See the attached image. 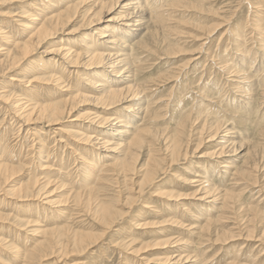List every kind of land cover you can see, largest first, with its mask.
<instances>
[{
	"label": "rangeland",
	"instance_id": "obj_1",
	"mask_svg": "<svg viewBox=\"0 0 264 264\" xmlns=\"http://www.w3.org/2000/svg\"><path fill=\"white\" fill-rule=\"evenodd\" d=\"M38 1L40 0H35V2ZM47 1L44 2L45 5L39 3L44 13L49 12V3L54 4L55 7L53 6V8H65L69 3H77L79 8L85 9L92 5L95 0ZM142 1L146 8L156 1L159 5H169V8L164 9V13L171 15L167 18L168 22L165 23L169 29L165 33H160L158 38L161 43L157 44V47H154L150 40L145 41L148 44L147 47L138 46L139 61L141 62L135 64L137 67L134 69H138L133 73L135 79L122 84L114 73L103 71L105 74L96 75L91 73L95 70L87 69V67H70L63 61L54 62L51 59L52 54L49 52L51 49L53 51V49L59 48L61 37L65 40V45L75 49L85 37H93L98 40L93 33L96 30H102L101 27L108 23H101L94 27L87 26L86 29L82 30L83 35L80 40L78 35L65 36L62 34L59 36V40L54 39V43L46 44L42 50L40 48L34 52L25 63L23 62L24 64L16 67L17 69L0 74V95H7L6 98L0 96V156L5 154L2 157L4 159L10 156L16 157L14 166L20 170L14 179L19 184H26L30 180V176L35 175V169L38 168L42 159L44 160L50 154V158H46V160L50 162V165L53 163L49 171L53 177H50L52 178V186L50 185L47 190L51 192L55 190L52 198L62 203L61 205L52 204L53 206L50 207L44 203V200L41 201L40 199L13 200L10 197L11 194L5 191L9 188L11 190L13 188L11 186L14 184L3 185L0 190V213L4 214L2 216H7V219H4L5 221L0 220V264H18V261H21L19 264H22L27 260L25 256L28 252L34 250L36 243L39 245L45 238L51 241L62 234H69L73 229H64L68 220L73 225L74 230L88 232L95 237L101 236L83 257H72L68 260L71 263L77 259H83L85 264H184L183 261L182 263H174L179 257L184 256V258L189 257L188 263L185 264H232L235 262L247 264V259L250 264L251 261L254 264L261 261V264H264V252L261 251L260 243L249 241L245 244V240L241 236L240 239L229 244L215 243L214 245V240H211L209 234L203 229L207 223H210V229L218 228L229 231L230 228H236V225L241 226V229H246L251 217H253L249 211L250 208L259 212L255 220L256 223L260 226L264 225V20H261L264 19V0H184L178 7L170 6L173 3L172 0L166 1L167 3L163 0ZM130 2L129 8L120 9L114 13L115 16L119 17L134 12L132 8L137 7L134 5L136 1L130 0ZM26 11L35 14L37 18L42 16V11L34 12L31 6L22 3V1L0 0V23L2 21L10 22L5 27L6 31L11 32L14 39L27 34L22 32L24 27L18 23L19 21L27 25H31L33 22L27 17L29 14H23ZM146 13L138 14L135 19L144 18V21L148 22L149 16L140 17ZM80 22L81 17L76 19L67 32L71 29H78ZM135 28L138 27H132L128 31L119 25L115 35L122 41L127 40L126 34L130 30L131 33L134 32ZM212 28H216V30L209 37L208 29ZM234 38L241 45L239 50L236 49V42L232 43ZM137 39L139 40V38ZM233 44L234 47H232ZM1 54L4 52L0 53V59L6 60V56ZM243 54L249 61V68L246 72L250 74L248 82L252 81L255 84L252 87L253 91H248L253 93L252 96L250 95L251 97H247L248 92L244 91L247 88L245 83L235 84V81L246 82L243 81L244 79L233 77L225 72L226 70L224 71L226 65L238 69V60ZM200 56L203 57L200 58ZM192 57H199V63L193 68L194 70H191V67L185 70L188 60ZM26 69L27 71H25ZM85 74L88 78L87 81L83 78L86 77ZM57 77L61 78L60 82L66 81V84L59 86L53 81ZM11 78H15L19 82L11 83ZM101 78H104L105 82L112 86L124 87L135 84L138 88L134 92H141L143 96L139 94L140 97L137 95V98L128 102V109L113 107L108 103L109 101H98L97 99L102 97V93L95 92L90 88ZM24 81L31 82L24 84ZM7 84H12V87H8ZM31 84L35 88L29 96L34 99L33 102L39 101L42 104H66L69 102L68 98L74 95V90L80 87L84 88L82 93L87 94V96L85 99L76 102L78 105L74 113L70 118L64 119L61 125L47 126L48 121L46 120L47 122L32 126L27 125V127H36L37 129L29 133L27 129H24L27 128L25 126L19 130L22 123L19 124V120L13 115L17 116L21 113H23L22 116L27 115L26 110L28 112L30 109V102L24 105L26 104L24 99L28 98L24 94V89L29 88L26 85ZM242 87L245 88L242 89ZM2 89L9 94L3 93ZM16 106H23L20 108L23 110H17L18 107ZM117 110H120L124 116L123 121L130 126L124 128L126 131H131L132 134L139 132L141 136L145 137L144 149L141 151L140 159L136 165L139 169L145 164L148 151L159 147L153 142L152 134L160 137L173 133L180 118L182 116L184 118L185 114L190 113L193 121H197V125L192 127V122H189L188 127L190 128L187 129L188 134L184 139L185 141L188 138L186 142L190 139L188 142L190 144V160L185 162L179 160L170 167V164L166 165V170L158 172L153 177L154 179L145 185L144 195L137 200L134 207H131L130 214H122L118 218V224L114 231L110 229L104 234L105 227L98 212L99 202L112 203L116 209L123 211V213L128 211V209L125 210L126 206L123 208L120 206L123 204V200L117 199L116 195L119 194L118 192L123 186L122 194L124 197L128 196L131 193L128 187L134 180H128L126 185L121 182V185L118 184V186L117 181L108 183L103 180L102 182L98 181V176L103 174L101 171L105 168V163L112 164L117 160L124 159L125 152L123 150L125 147L117 148L112 153L94 149L91 143L84 144L83 134L85 135L89 131L82 127L93 118L101 121L103 118L113 117L114 111ZM140 118H142V123L138 122ZM215 118L218 121L226 122L227 128H234V133L238 134L236 135L238 137H235L237 139L233 138L229 143L225 142V139H222V134H226L224 132L220 133L216 140L209 141L211 138L209 134L207 135V131L201 134L205 120L213 121ZM52 127L61 128L62 131L60 132L63 138L48 130ZM72 128L79 131L77 137L67 134L68 130ZM115 129H122V127ZM40 131L45 134L40 133ZM34 133H37L40 138L36 140V144L31 143L33 139H36L32 135ZM113 134L116 136V133ZM202 135L205 136V142L198 147L201 141L199 138ZM231 137H228V140ZM60 138L63 140L62 142L58 141ZM131 138V135L125 134L123 140L115 139V141L126 144ZM147 142L154 143V145L150 146V143ZM31 144H34V147ZM222 144L223 146L231 145H229L228 152L224 157L214 161L212 153L219 149ZM31 146L32 150L36 147L43 148V155L33 158L29 156L28 158L26 155L28 151L31 152ZM250 151H257L258 153H251ZM79 154L83 156V159ZM109 154L112 155L110 159L103 158ZM157 154L162 157V152H157ZM204 155L205 157H201ZM260 155L261 157H259ZM28 159H31V164L28 163ZM219 160L225 162L229 167L219 168L217 165ZM247 162H249L250 168H252L253 162H258L257 164L261 167H258V174L255 173L257 177L259 176L260 182L257 186L253 184L252 177L243 178L239 172H236L238 169L242 171L240 169L246 166ZM196 172L205 173L209 178L211 177L212 182L219 187L220 196L235 195L236 199L230 201L234 203V206L231 207L232 204H230V208H222V196L218 199L215 198V201L213 198L205 201L198 199L200 196L197 195L196 191L200 184L192 181ZM139 175L140 173L134 176L137 182L143 179ZM42 178L43 176H41ZM87 179H91L88 184L90 187L95 186L96 191L90 197L88 196L90 198L88 203L85 202L87 200L82 202L84 198H88L85 197L88 194L83 192L84 196L82 199L80 198L82 201L79 199L80 202L77 205L78 198L75 195L83 191V188L78 184L88 181ZM146 205H149L150 208L148 209ZM184 207L187 209L184 210ZM16 221H23L26 226H21ZM28 222L30 223L27 224ZM261 222L262 224H260ZM256 228L255 234H258L261 229L258 225ZM34 229H38L39 233H29ZM17 233L20 235L17 236ZM231 233L238 234V230H232ZM32 238L34 244L30 242ZM136 250H140L139 253H135ZM140 253L142 256H139V259L137 257ZM257 253L260 257L254 259L252 256ZM237 254L239 255L235 257ZM59 259L62 258L49 256L45 259L43 254V256H37L32 261L37 262L35 264L41 262L42 264L64 263ZM141 259H144L142 263ZM29 261L32 262L31 259Z\"/></svg>",
	"mask_w": 264,
	"mask_h": 264
},
{
	"label": "bare ground",
	"instance_id": "obj_2",
	"mask_svg": "<svg viewBox=\"0 0 264 264\" xmlns=\"http://www.w3.org/2000/svg\"><path fill=\"white\" fill-rule=\"evenodd\" d=\"M19 1H22V3H26L27 5L31 6L32 9L34 10V12L42 11V14H41L42 16H41V18H37V16L35 14L33 15V13H29L28 11L23 12V14H27V15L29 14L27 17L30 19V21H33V22H31L32 23L31 25H29V24L27 25L26 23H22L21 21L18 22L19 24H22V26L24 27L22 32L27 33L25 36H21L22 38L19 37V38L14 39L13 36L11 35V32L6 31L5 25L7 26V24H10V22L2 21L3 24L0 23V53L4 52V54H1V55L6 56L5 57L6 60L0 59V74L4 73L5 71H12L16 67L18 68L23 62L25 63V61H27V59L32 54H34V52H36L38 49L41 48V50H42L44 48V46H46V44L48 45L50 43H54L55 42L54 39L59 40V36L62 34H65V36L78 35L79 36L78 39L80 40L82 35H83L82 30L86 29L87 26L88 27H94L96 25H100L101 23H108V24L104 25L105 28L102 26L101 27L102 30H96L93 33L98 40H95V38H93V37H89V38L85 37L82 40L83 42L80 43V45L76 46L75 49H73L72 47H68L67 45H65L64 44L65 40L63 39V37H61V40H59L61 43L59 48L58 49L55 48V49H53V51L51 49L49 54H52L51 59L54 62L63 61L64 63L68 64L70 67L84 66V67H87V69L95 70V72H91V71H89V72L94 73L96 75L97 74L102 75V73H104L105 71H106V73H114L116 75V78H118L119 81L122 84H124L128 81L135 79V74H133V73H135V71L138 70V69H136V70L134 69V67L135 68L137 67V66H135V64L141 62V61H139L140 55L138 52V49H139L138 46L144 45L147 47L148 44L145 43V41L150 40L152 42V45L154 47H157V44L161 43V40H159V38H158L160 33L161 32L165 33V31H167V29H169L165 23L168 20L167 18L171 15L170 13H167V14L164 13L165 12L164 9L169 8V5L168 6H166L164 4L159 5L157 1L154 2L151 6H148L146 8V7H144V3L142 0H134V1H136V3L134 5H137L136 8H132V9H134V12H132L131 14H127V15L126 14L121 15L119 17H116L114 13L118 12L120 9L129 8V6L131 5L130 0H95L92 3V5H90L89 7L85 8V9L79 8V5L77 3H74V4L69 3L65 8H62V7L61 8H53L54 4L49 3L50 8L48 9V11H49L48 13H44L43 9L39 5V3L41 5H45L44 2L47 0H40L38 2H35V0H19ZM163 1H165V3H167L171 0H163ZM182 1H184V0H172L173 3L170 6L178 7L182 3ZM143 12H147V13L143 14L140 17L149 16L148 22H145L144 18L135 19L138 14L143 13ZM79 17H81V22H80L79 28L76 30L71 29L72 31L70 30L67 32V30L70 29L69 27L72 24H74L76 19H78ZM261 20H264V19H261ZM119 25L122 26L123 29H128V31L132 27H138V28H135L136 30H134V32H132V33H131V30L128 34L125 33L126 34L125 38L127 40L122 41L118 38V36L115 35L117 32V27ZM216 28L208 29L209 30V34H208L209 37L211 36V34L214 33ZM122 33H124L123 30H122ZM231 33H233V32H231ZM205 35H207V34L205 33ZM137 38H139V40ZM233 42H236V44H235V46L237 45L236 49L239 50L241 45H239L238 40L235 39L234 41H232V43ZM263 43H264V41H263ZM232 47H234V44ZM167 48L169 49V47H167ZM45 53H47V52L45 51ZM201 53H200V55H201ZM245 54H243L242 57L240 56V59L238 60V64H239L238 69L233 68L230 65H226L224 68V71L226 70L225 72L229 73V75L231 74L233 77L242 78L241 80L244 79L243 81H246V82H242V81L236 82L235 81V84L237 83L236 85H238V84L245 83L247 85L246 86L247 88L244 91L245 92H248V91L251 92V91H253L252 87H254L255 84H253L252 81L250 83L248 82L250 80V78H249L250 74H248L246 72H247V68H249V61L246 58V55H248V54H246V55ZM194 55H196V54H194ZM202 57L203 56H200V58H202ZM200 58L199 57H195V58L192 57V59L188 60L185 70L189 69L190 67L192 68L191 70H194L193 68L199 63ZM207 58H208V55H207ZM221 59H223V58H221ZM205 60H208V59H205ZM22 66H21V68H22ZM107 69L109 70V72ZM132 70H134V71L132 72ZM25 71H27V69ZM185 74H187V72H185ZM85 76L86 77H83V78L87 81V79H88L87 75L85 74ZM52 78H53V76H52ZM60 79L61 78L57 77L54 80L53 79L52 80L55 81L56 83H58L59 86L66 84L65 83L66 81L60 82ZM15 81L19 82L15 78H11V80H10L11 83H15ZM119 81H118V84H119ZM30 82L24 81L23 83L29 84ZM89 82H91V81H89ZM231 82H233V81L231 80ZM7 85H8V87H12V84H7ZM232 86H234V85H232ZM26 87H29V88L24 89V94L30 99L29 100H28V98L24 99L26 101V102L24 101L26 103L24 105H27V103L30 102V105L28 104L30 106V109L28 108L29 109L28 112L26 110V113H27L26 116L25 115L22 116L23 113H21L22 115L20 113H19L20 115H17V116L13 115V117H15L19 120V124L22 123L19 130H21L22 126H25V127H27V125L32 126V125L37 124V123H43L46 120L48 121V122L46 121L48 124L47 126L61 125V123L64 121V119L70 118L71 115L74 113L76 106L78 105V104H76V102H78V100L85 99L87 96V94L82 93L83 92L82 89H84V88L80 87L79 89L74 90V95H72L71 97L68 98L69 102L66 104H62V105L51 104V103L42 104L39 101L33 102L34 99L29 96V95H31L32 92H34L33 90L35 87L33 86V84L26 85ZM136 88H138V86L135 84L130 85V86H124V87L108 85L105 82V79L101 78V80L95 82V84H93L92 88H90V89H92L95 92L102 93L101 98L107 99V100H103L101 98H98L97 99L98 101H101V100L104 102L109 101L108 103L110 105H113V107L117 106V107H120V109H128V102L137 98L138 97L137 95L141 94V92H136V91L134 92V90ZM244 88L245 87H242V89H244ZM3 89H6V88H3ZM11 91L13 92V90H11ZM249 92H248L247 97H249L250 95L251 96L253 95V93L251 94ZM3 93L9 94V92H5L4 90H3ZM0 96H2V98H6L7 95L5 96V94H4V96L3 95H0ZM17 96H19V95H17ZM17 96H16V98H17ZM139 97H140V95H139ZM10 99H11V97H10ZM12 99H13V97H12ZM16 107L19 108V109L17 108V110H21V111L23 110V109H20V108H23V106H16ZM26 108H27V106H26ZM145 109H147V108H145ZM113 115H114L113 116L114 118L113 117L103 118L101 121H98V120H96V118H93L92 120H89L87 125L85 124L82 127V128H84L90 132V133L89 132L86 133L85 135L83 134V138L85 141L84 144L91 143V146L94 147V149H98L100 151H106L108 153H112V152L116 151L117 148H124L125 147V149L123 150V152H125L124 157H123L124 159L121 161L117 160L116 162H114L112 164L105 163V168H103V170L101 171V172H103V174L98 176L99 177L98 181L102 182V180H103V181H106L107 183L110 181H117L116 183L118 186V184L121 185V182L123 184H125L128 182V180H131V181L134 180L132 182V184L130 185V187L125 186V187H128L130 192H131L128 196H126V197L123 196V194H122V192L124 191V189H122V188H124L123 186L122 187L119 186V187H121V190L118 192L119 194L117 193L118 195H116L117 199L123 200V204L120 206L122 208L126 206L127 208H125V210L128 209V211L126 210L123 213V211L116 209L115 205H113L112 203L99 202L100 205L98 206V212L100 213V215H99L100 220L105 227L104 228V234L106 232L110 231V229L114 231V228L118 224V218L120 216H122V214H130L129 210L131 209V207L132 206L134 207L136 205L137 200L141 199V197L144 195L145 185L148 182H150L151 180H153L154 179L153 177L156 176L158 174V172L166 170L165 169L166 165L170 164L169 165V167H170V166L176 164V162H178L179 160H183L184 162L190 160V157H189V148H190L189 145L190 144L188 143V142H190V139L187 142H186V140H188V138L185 141H184V139L186 138V136L188 134L187 129L190 128V127H188L189 122H192L191 123L192 127L197 125V123H196L197 121H195V122L193 121V119L191 118V113H190V114H185L184 118H182L183 116L180 118L179 122L177 123L176 129L173 130V133L167 134L165 136H160V137H158L156 134H152L151 137L153 138V142L155 143V145H157L159 147H157V149L154 148V149H150L148 151L147 160H146L145 164L143 166H141V168L139 169L136 167V165L140 159V156H141L140 153L144 149V142H145L144 138L145 137L141 136L139 132L132 134L131 131L129 132V131H126L124 129V128H129L130 126L128 125V123L123 121L122 118H124V116L122 115L120 110H117L116 112L114 111ZM216 119L217 118H215V120H213V121L205 120V123L202 127L201 134H203L204 131H207V135L209 134V137L211 138V140H209V141L216 140L220 136V133H224V132L226 134H222V139H225V142L229 143L233 138L237 139L235 137H238V136H236L238 134H236V132L234 133V131H235L234 128H227L226 125H228V124L226 122L218 121V119L217 120ZM138 122L142 123V118L138 119ZM97 123H98V125H97ZM95 124L97 126H94ZM137 125H139V123H137ZM92 126H94V127L92 128ZM118 127H122V129H115ZM24 129H27V131L29 133H30V131L34 132V130H37L36 127H34V128L27 127ZM72 129L68 130L67 134H70L72 136L74 135L75 137H77V135H79L78 134L79 131H75L76 129L75 130L74 129L72 130ZM48 130L52 131L54 134L59 135V137L61 136L63 138V136L61 135V132H60V131H62L61 128L57 129L55 127H52V128H49ZM18 133H20V132H18ZM40 133H43V131H40ZM113 133H116V136H114ZM43 134H45V133H43ZM125 134L132 136V138L128 141V143H126V144L125 143H118L117 141H115V139H117L118 141L123 140V135H125ZM28 135H27V137H28ZM32 135L36 139H33L31 143L36 144V140H39L40 138H39L37 133H34ZM230 136H232V137H231V139L228 140V137H230ZM112 137H115V138H112ZM223 137H227V138H223ZM204 138H205V136L203 137V135H202V137L199 138L201 141L199 142L198 147L201 146L203 144V142H205ZM25 141H26V139H25ZM58 141L62 142L63 140L60 138V139H58ZM37 142H39V141H37ZM147 143L148 144L150 143V146L154 145V143H151V142H147ZM229 145H231V144H229ZM229 145L223 146V144H222V146L219 149H217L215 152L212 153V157L215 159L214 161H216V159H221L222 157H224L227 154ZM32 146L30 148L31 152H29L27 150L28 154L26 156L28 158H29V156H31L33 158L35 156L37 157V156L43 155V153H42L43 148L36 147V149L32 150ZM157 152H162V157H161V155L157 154ZM251 153L257 154L258 152L253 151ZM48 155H49L48 157L46 156L47 159L50 158V154H48ZM79 155H81V154H79ZM4 156H5V154L2 157H4ZM111 156L112 155L109 154V155H107V157L103 156V158L110 159ZM2 157L0 156V190H1V187H3V185H5V184L11 185V183H13L14 185L11 186L13 188H11V190L9 188L8 190L5 191L8 194H11V196H10V197H12L11 199H13V200L17 199V201H21V200L27 201V200L40 199L41 201L44 200L45 201L44 203L50 207L52 204L53 205L57 204V203L59 205L62 204V203L55 201V199L52 198L55 190L54 191L52 190L53 192L47 190L48 188H50V185H51V179L52 178H50V177H53L51 175V172H49L51 170V165L53 163L50 165V162L48 160H46V158L44 160L42 159V162L39 164L38 168L35 169V171H36V173L34 172L35 175L33 177L29 175L31 178H29L30 180H28V182L26 184H24V183L19 184L14 179L15 175H17L19 173V170H20L19 168L14 166L15 165L14 159H16V157L10 156V157H6L5 159ZM201 157H205V155L201 156ZM259 157H261V155ZM41 158H44V157H41ZM82 159H83V156H82ZM25 160H27V159H25ZM30 161H31V159H28V163H30ZM257 163L253 162L252 163L253 166L251 164L252 168H250L249 162H247L246 166H243L240 169L242 171H239V169H238V171L236 170V172H239L240 176H242L243 178L252 177L253 184H255L256 186L260 183L259 179H258L259 176L257 177L255 175V173H257L258 167H260ZM259 163H261L260 160H259ZM217 165H219L218 166L219 168H228L229 167V165L225 164V162H223L221 160L217 161ZM72 167H73V165H72ZM40 172H41V174H39ZM66 173H68V172H66ZM139 173H140L139 177L142 176L143 179H142V181L137 182L135 180L134 176L138 175ZM199 173L200 172H196L194 179H192L193 183H199L200 184L199 189L196 191L197 195L200 196L198 199L205 201L206 199L213 198V200L215 201L216 200L215 198L218 199L219 197L222 196L221 197L222 208H224V209L230 208V206H229L230 204H232L231 207L234 206V203H232L230 201L232 199H236L235 195L226 194V195L220 196V194L218 192L219 187H217L212 182L213 180L210 179L211 177L209 178V176L205 175V173L204 174L202 173L203 175L201 173H200V175H198ZM41 176H43L42 179H41ZM42 180H44V181H42ZM87 180L88 181H85L83 183L78 184L80 187L83 188V191L78 192L75 195L78 198V200H77L78 202L76 203L77 205H79V202L82 201L81 199L84 196L83 192H85V194H88L87 196L85 195V197H88V196L90 197L92 195V193H95V191H96L95 186L90 187V184H88L91 179H87ZM57 189H58V187H57ZM259 195H260V192H259ZM89 197L84 198L82 202H84L85 200H87V201H85L87 203L90 202ZM79 199H80V201H79ZM105 199L106 198H104V200ZM105 201H107V200H105ZM146 206H148L147 207L148 209L150 208L149 205H146ZM250 207H248V208H250ZM74 208H75V206H74ZM186 209L187 208L184 207V210H186ZM86 210H88V209H86ZM241 210L243 211L244 208ZM249 211L252 213L251 216H253V217H251L249 224L246 226V229H241V226L239 227V225H236L237 226L236 228H230L229 231H224V230H221L218 228L210 229V223H207L206 227H204L203 229L206 233L209 234L210 239L214 240V242H213L214 245H215V243L229 244L234 240L240 239L242 236V238L245 240V244L248 243L249 241L260 243V245L262 246L261 251L264 252V225L260 226L255 221L257 219L258 214H259V212L257 210L250 208ZM80 212H79V214H80ZM247 213H248V211H247ZM2 215H4V214L0 213V220L7 219V216H2ZM75 215H76V213H75ZM78 218H79V216H78ZM228 219H230V218H228ZM12 223H14V222H12ZM16 223L21 225V226L22 225L26 226L25 223L23 224V221H21V222L16 221ZM29 223L30 222H28L27 224H29ZM260 224H262V222ZM67 225H69V226H67ZM67 225L64 226V229H66V228H67V230L73 229L72 232H69V234L65 233L64 235L62 234L60 236H57L54 238V240H51V241L46 240V238L44 236L45 240L41 244L38 245V243H36V245L33 248L34 249L33 251H31V249H30V251L32 253L31 252H28V254L26 253L27 255L25 257H27L26 258L27 260L26 259H25L26 261L23 260L24 262L22 264H35L37 262L34 263L32 260H34V258H36L37 256H43V254L45 255V259H46V257H49V256H58V257L62 258V259H59L60 261H64V263H62V264H85L83 262V259H77L75 262H72V263H71V261H68V260H70L72 257H83L87 253V251H90L92 244H94L97 240H99L101 238V236L95 237L91 233L74 230V228H72L73 225H71V222L69 220H68ZM257 225L260 227L261 231L258 232V234H255V231H257V228H256ZM232 230H238V234L231 233ZM30 231H32V230H30ZM36 232H38V229H34V231L29 232V233H36ZM18 235H20V234L17 233V236ZM30 242H32V244H34L33 238L31 239ZM218 244H216V245H218ZM251 248H253V247H251ZM12 250H14V249H12ZM17 250H15V251H17ZM247 250H249V249H247ZM139 251L140 250H136L134 252L139 253ZM238 255L239 254H237L235 257H237ZM139 256H142V253L138 254L137 258H139ZM252 257L254 259H256V258L258 259V257H260V255L257 253L255 255H253ZM30 259L32 262L29 261ZM142 260H144V259H141V263L143 262ZM188 260H189V257L184 258V256H181L177 260H175L174 263H182V261H183V263L185 264V263H188ZM57 261H58V258H57ZM250 261H251V258H250ZM238 262H240V261H238ZM248 262L249 261L247 259V264H250V262L249 263ZM19 263H21V261H18V264ZM241 263H242V261H241ZM256 263L257 262H255V264ZM261 263L262 262L260 261L257 264H261ZM39 264H42V262ZM232 264H237V263L235 262ZM251 264H254V263H252V261H251Z\"/></svg>",
	"mask_w": 264,
	"mask_h": 264
}]
</instances>
